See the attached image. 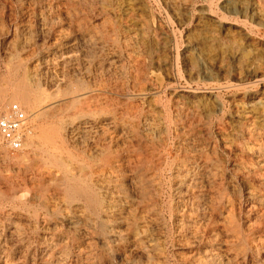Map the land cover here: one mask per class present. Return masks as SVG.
<instances>
[{
	"label": "rangeland",
	"instance_id": "rangeland-1",
	"mask_svg": "<svg viewBox=\"0 0 264 264\" xmlns=\"http://www.w3.org/2000/svg\"><path fill=\"white\" fill-rule=\"evenodd\" d=\"M0 264H264V0H0Z\"/></svg>",
	"mask_w": 264,
	"mask_h": 264
},
{
	"label": "built area",
	"instance_id": "built-area-1",
	"mask_svg": "<svg viewBox=\"0 0 264 264\" xmlns=\"http://www.w3.org/2000/svg\"><path fill=\"white\" fill-rule=\"evenodd\" d=\"M32 129L26 111L16 102L0 111V141L10 151L23 149Z\"/></svg>",
	"mask_w": 264,
	"mask_h": 264
}]
</instances>
